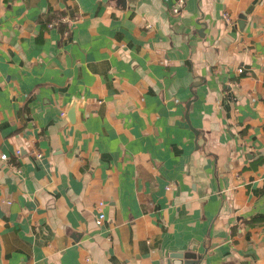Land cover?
Masks as SVG:
<instances>
[{"label": "crops", "instance_id": "obj_1", "mask_svg": "<svg viewBox=\"0 0 264 264\" xmlns=\"http://www.w3.org/2000/svg\"><path fill=\"white\" fill-rule=\"evenodd\" d=\"M176 1L0 0V264H264V0Z\"/></svg>", "mask_w": 264, "mask_h": 264}, {"label": "water", "instance_id": "obj_2", "mask_svg": "<svg viewBox=\"0 0 264 264\" xmlns=\"http://www.w3.org/2000/svg\"><path fill=\"white\" fill-rule=\"evenodd\" d=\"M75 113V107L73 106L70 110V116L73 117ZM205 257L204 252H200L198 247H189L186 250L172 252L169 255V264H201Z\"/></svg>", "mask_w": 264, "mask_h": 264}, {"label": "built area", "instance_id": "obj_3", "mask_svg": "<svg viewBox=\"0 0 264 264\" xmlns=\"http://www.w3.org/2000/svg\"><path fill=\"white\" fill-rule=\"evenodd\" d=\"M183 4H184V0H177V1L175 2V4L173 5V7H172V11H173L174 13H179ZM224 18H225V20H227V21H229V22L232 21L231 16H230L229 12H227V11L224 13ZM70 21L72 22V20H70ZM55 24H56L55 22H51V23L49 24V26H50V27H53ZM147 27H151V25L148 24ZM238 71L241 72L242 69L239 68ZM176 101L178 102L179 100H176ZM62 115L65 116V112H63ZM21 153H22V150H21L20 148H17V149H16V154H17V155H20ZM35 153H36V156H37L38 158L42 156L41 152H39V151H36ZM1 157H2L4 160H6V161L8 160L6 154H2ZM167 188H170V186H168ZM98 206H99V209H100L101 212H100V215L97 217L96 222H97L98 224H102V222H103V220H104V218H105V214H104V212L101 210V208L104 206V202H103V201H100L99 204H98Z\"/></svg>", "mask_w": 264, "mask_h": 264}]
</instances>
